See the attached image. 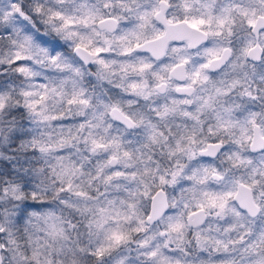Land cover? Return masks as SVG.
Listing matches in <instances>:
<instances>
[{
    "label": "clouds",
    "instance_id": "1",
    "mask_svg": "<svg viewBox=\"0 0 264 264\" xmlns=\"http://www.w3.org/2000/svg\"><path fill=\"white\" fill-rule=\"evenodd\" d=\"M0 264H264V0H0Z\"/></svg>",
    "mask_w": 264,
    "mask_h": 264
}]
</instances>
